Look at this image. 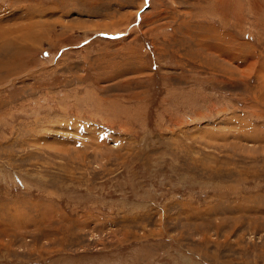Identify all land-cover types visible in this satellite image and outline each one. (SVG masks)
Masks as SVG:
<instances>
[{"label": "rangeland", "instance_id": "obj_1", "mask_svg": "<svg viewBox=\"0 0 264 264\" xmlns=\"http://www.w3.org/2000/svg\"><path fill=\"white\" fill-rule=\"evenodd\" d=\"M0 264H264V0H0Z\"/></svg>", "mask_w": 264, "mask_h": 264}]
</instances>
